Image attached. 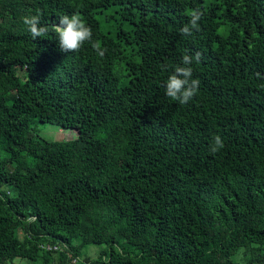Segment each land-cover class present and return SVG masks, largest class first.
<instances>
[{
	"label": "trees",
	"instance_id": "obj_1",
	"mask_svg": "<svg viewBox=\"0 0 264 264\" xmlns=\"http://www.w3.org/2000/svg\"><path fill=\"white\" fill-rule=\"evenodd\" d=\"M112 5L128 24L114 35L96 17ZM38 12L49 31L33 40ZM75 13L103 57L60 50L51 26ZM184 55L200 84L182 105L166 81ZM32 117L77 136L47 140ZM15 258L264 264V0H0V264Z\"/></svg>",
	"mask_w": 264,
	"mask_h": 264
},
{
	"label": "clouds",
	"instance_id": "obj_2",
	"mask_svg": "<svg viewBox=\"0 0 264 264\" xmlns=\"http://www.w3.org/2000/svg\"><path fill=\"white\" fill-rule=\"evenodd\" d=\"M41 13L23 17V23L27 26L33 40L38 37H44L49 31V27L41 24ZM202 18V13L193 11L190 21L185 24L180 32L184 36H191L193 30H199L198 22ZM52 31L56 34L57 42L60 50L65 53L79 52L81 47L86 43H90L92 49L99 57H103L107 51L102 48L98 40H93V31L79 13L72 15H62L59 22L51 26ZM199 52L195 55V60H200ZM193 57L184 55L182 57V65H177L173 74L166 81V95L173 101L180 104H187L191 101L199 91L200 81L192 79L193 69L190 67ZM224 142L221 136L215 135L210 145V152L215 154L224 148Z\"/></svg>",
	"mask_w": 264,
	"mask_h": 264
},
{
	"label": "rangeland",
	"instance_id": "obj_3",
	"mask_svg": "<svg viewBox=\"0 0 264 264\" xmlns=\"http://www.w3.org/2000/svg\"><path fill=\"white\" fill-rule=\"evenodd\" d=\"M212 0H203V5H207ZM96 17L99 21L100 28L110 34H115L119 28L127 29L128 24L125 21L120 20L117 17V12L115 7L112 5L108 8H104L101 12L96 13ZM226 27L222 25L218 31L224 33ZM115 71L118 72V64L115 65ZM22 74L20 73V78L17 80V88L22 90L24 87L25 79ZM127 80V76L124 74H119L118 84L121 86ZM30 127L32 131L38 133L41 137L47 140H65L68 138H74L77 136V130L73 128H63L54 123L42 122L37 119V117H32L30 119ZM21 235V234H20ZM105 246L102 244H89L83 250L90 258H95L98 253L104 248ZM244 247H241L232 257H234L236 263H241L243 261V251ZM15 264H23V262L19 258L14 259Z\"/></svg>",
	"mask_w": 264,
	"mask_h": 264
},
{
	"label": "built area",
	"instance_id": "obj_4",
	"mask_svg": "<svg viewBox=\"0 0 264 264\" xmlns=\"http://www.w3.org/2000/svg\"><path fill=\"white\" fill-rule=\"evenodd\" d=\"M44 250H48V251H50V250H58V249H60V245H50V244H45V245H43V246H41ZM71 262L72 263H77L78 262V259L76 258V257H73L72 259H71ZM256 264H259V263H256Z\"/></svg>",
	"mask_w": 264,
	"mask_h": 264
}]
</instances>
